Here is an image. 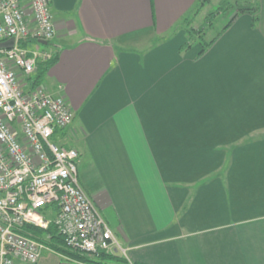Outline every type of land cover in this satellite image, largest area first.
I'll list each match as a JSON object with an SVG mask.
<instances>
[{"label":"crops","instance_id":"crops-1","mask_svg":"<svg viewBox=\"0 0 264 264\" xmlns=\"http://www.w3.org/2000/svg\"><path fill=\"white\" fill-rule=\"evenodd\" d=\"M199 1L50 0L44 87L75 114L54 139L115 215L131 263L110 264H264V0L202 55L182 27Z\"/></svg>","mask_w":264,"mask_h":264},{"label":"built area","instance_id":"built-area-1","mask_svg":"<svg viewBox=\"0 0 264 264\" xmlns=\"http://www.w3.org/2000/svg\"><path fill=\"white\" fill-rule=\"evenodd\" d=\"M55 37L50 0H0V44L15 42L0 49V264H37L55 251L25 227L53 226L68 249L90 257L127 256L80 184L79 153L54 139L72 125L73 110L62 95L28 83L53 58Z\"/></svg>","mask_w":264,"mask_h":264},{"label":"trees","instance_id":"trees-1","mask_svg":"<svg viewBox=\"0 0 264 264\" xmlns=\"http://www.w3.org/2000/svg\"><path fill=\"white\" fill-rule=\"evenodd\" d=\"M209 1L210 0H201L199 1L198 5H200V7L205 6L206 3H208ZM258 12H259V1L250 0V2H247L244 7L238 9V13L235 14V16L230 20L227 27H229L231 23L236 19V17L239 16L240 14H252L254 17V21L256 22L258 20ZM218 13L219 11L212 14L210 13L208 16L214 19V17L218 15ZM208 20L206 22H208ZM214 41L215 39L213 41H210L208 44L202 46L200 55H202L206 51L207 47L211 46ZM29 44L30 42L22 43L23 47H28ZM186 46L189 47L193 45H191V43L188 41L186 43ZM48 47H51V45H49ZM58 61H59V54L55 50H53V58L45 62H40L34 75H32L28 79V83L31 85V87L36 88V87L44 86L50 70L58 63ZM24 231L30 234L34 239L44 242L47 246L51 247L53 250L60 253L67 259L76 262H81L85 264H110V262L112 261L118 263H127L126 259L120 258L117 254L100 253L97 257H90L85 253L70 250L64 245L62 238L57 234V231L53 226H50L47 231H43L41 229L32 228V227H25ZM46 235H51L52 236L51 240H45Z\"/></svg>","mask_w":264,"mask_h":264},{"label":"rangeland","instance_id":"rangeland-1","mask_svg":"<svg viewBox=\"0 0 264 264\" xmlns=\"http://www.w3.org/2000/svg\"><path fill=\"white\" fill-rule=\"evenodd\" d=\"M247 2H250V0H210V2L206 3L205 6L200 7V5H198L196 8V15L183 21L182 27L187 31V35L185 37L186 43L189 41L191 45L198 46L200 48L208 44L220 31H223L235 14L238 13V9L244 7ZM217 11H219V13L214 17V19L208 16L210 13L212 14ZM207 17L210 21L208 20V22H205ZM209 29L210 31L208 32ZM54 39L51 43H53ZM192 54H194L193 51ZM231 121L234 122L235 120L232 119ZM100 213L105 219H107V221L109 220L110 222L112 221V223L114 222L115 215L111 212V210L104 212L100 210ZM50 218L54 219V215H51ZM122 246L126 248L125 245ZM117 255L131 263L130 253H128L127 256H124L122 252H118Z\"/></svg>","mask_w":264,"mask_h":264},{"label":"water","instance_id":"water-1","mask_svg":"<svg viewBox=\"0 0 264 264\" xmlns=\"http://www.w3.org/2000/svg\"><path fill=\"white\" fill-rule=\"evenodd\" d=\"M14 40H10V41H8V42H6V43H1L0 44V49H10V48H12L13 46H14ZM41 44L42 45H47V43L46 42H41Z\"/></svg>","mask_w":264,"mask_h":264}]
</instances>
